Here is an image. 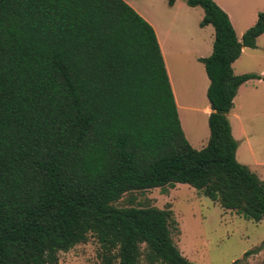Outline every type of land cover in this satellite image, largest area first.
Returning a JSON list of instances; mask_svg holds the SVG:
<instances>
[{"label": "trees", "instance_id": "1", "mask_svg": "<svg viewBox=\"0 0 264 264\" xmlns=\"http://www.w3.org/2000/svg\"><path fill=\"white\" fill-rule=\"evenodd\" d=\"M186 1L215 30L200 60L212 109L202 150L182 128L153 27L124 0H0V264H59L90 236L103 264H191L170 208L116 206L176 185L264 221V181L238 162L228 119L239 88L261 79L233 65L256 48L264 12L240 41L213 0Z\"/></svg>", "mask_w": 264, "mask_h": 264}, {"label": "rangeland", "instance_id": "2", "mask_svg": "<svg viewBox=\"0 0 264 264\" xmlns=\"http://www.w3.org/2000/svg\"><path fill=\"white\" fill-rule=\"evenodd\" d=\"M128 2L138 10L145 4L144 0ZM153 3L160 14H183L190 9L186 0H180L175 10L170 8L168 0H156ZM193 13L197 22L203 9L197 8ZM209 29L214 33L212 27ZM245 74H255L264 80V35L257 40L256 48L247 50L235 66V75ZM254 105L257 107L254 108ZM234 114L238 115L232 118L235 139L239 145L237 160L264 181V86L258 87L255 81L249 84L237 99ZM182 120L191 146L196 150L206 147L210 138L208 121L188 114L182 115ZM131 200L134 206H152L161 210L170 208L173 211L176 221L173 239L191 264H264V221L256 223L244 219L236 212L223 209L219 203L209 200L188 185L129 194L116 206L128 207ZM253 250L256 252L245 256ZM59 264H103L100 245L90 236L87 243L61 253ZM141 264H146L144 259Z\"/></svg>", "mask_w": 264, "mask_h": 264}, {"label": "crops", "instance_id": "3", "mask_svg": "<svg viewBox=\"0 0 264 264\" xmlns=\"http://www.w3.org/2000/svg\"><path fill=\"white\" fill-rule=\"evenodd\" d=\"M124 1L130 5L128 0ZM153 1L156 0H144L145 4H142L139 10L131 7L153 27L156 33L178 108L181 125L186 133L182 115L188 114L193 118L202 117L208 121L212 114V109L207 98L210 81L205 66L200 60L212 55L215 30L212 33L211 29H209L212 26L200 27V23L204 18V11L199 16L197 22L195 21L192 16L193 12L200 7H189L190 9L184 11L183 14L181 12L160 14L155 10ZM213 1L229 16L238 39L239 36L243 37L245 32L257 23L258 15L264 12V0ZM179 2L180 0H177L170 8L172 10L177 9ZM178 11H181V9ZM207 32H209L208 38L206 37ZM239 40L241 41L242 38ZM249 49L244 48L240 58ZM240 58L233 65L234 74L235 66ZM254 81L257 82L258 87L264 86V80L262 79L250 80L242 85L234 100V108L228 115L234 138L232 118L238 117V115L234 114L236 101L240 97V94L247 89V86ZM256 107L257 105H254V108ZM193 122L195 125L197 124L196 120Z\"/></svg>", "mask_w": 264, "mask_h": 264}]
</instances>
